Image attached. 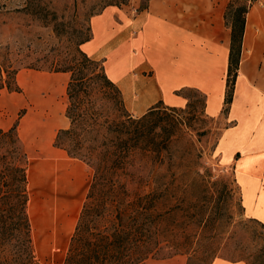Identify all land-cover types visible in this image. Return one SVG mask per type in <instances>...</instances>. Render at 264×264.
Here are the masks:
<instances>
[{
  "label": "rangeland",
  "instance_id": "1",
  "mask_svg": "<svg viewBox=\"0 0 264 264\" xmlns=\"http://www.w3.org/2000/svg\"><path fill=\"white\" fill-rule=\"evenodd\" d=\"M145 1L0 0V67L18 70L17 91L0 90V129L15 127L29 158L27 212L40 264L63 263L93 174L87 165L53 147L57 131L68 120L65 89L70 75L49 70L68 66L85 53L99 61L107 75L105 60L82 44L92 39V18L109 6L133 16ZM233 4L247 5L248 0ZM90 42L94 49L99 43ZM182 94L188 99L182 108L171 111L157 105L161 111L167 109L160 121L165 131L156 138L162 149L132 159L125 178L129 199L155 193L157 212L163 216L157 241L161 246L179 244L183 251L167 259L210 264L217 257L247 256L263 243L258 235L263 228L246 217L233 170L221 165L216 144L225 115L209 118L202 96L187 90ZM60 203L71 225L58 244L50 241L46 224L52 217L49 210ZM72 205L75 213L70 219ZM208 249L216 254L208 256Z\"/></svg>",
  "mask_w": 264,
  "mask_h": 264
},
{
  "label": "trees",
  "instance_id": "2",
  "mask_svg": "<svg viewBox=\"0 0 264 264\" xmlns=\"http://www.w3.org/2000/svg\"><path fill=\"white\" fill-rule=\"evenodd\" d=\"M148 1L138 12L147 8ZM256 1L234 6L229 0L224 14L231 30L224 115L232 102L246 15ZM49 71L70 75L65 89L69 126L57 131L53 147L93 172L62 264H144L183 253L179 244L161 246L157 241L163 216L157 212L155 193L134 195L130 200L125 179L136 154L155 155L161 151L156 138L165 131L160 121L166 115L165 108L170 107L158 103L144 115L133 117L101 63L85 53L68 66ZM17 72L0 67V90L17 91ZM157 105L165 108L161 111ZM28 167L29 158L16 128L0 129V264H40L27 212ZM261 226L258 235L263 243L255 251L238 259H223L264 264V224ZM163 251L168 254L161 255ZM207 254L214 256L216 250L208 249Z\"/></svg>",
  "mask_w": 264,
  "mask_h": 264
},
{
  "label": "crops",
  "instance_id": "3",
  "mask_svg": "<svg viewBox=\"0 0 264 264\" xmlns=\"http://www.w3.org/2000/svg\"><path fill=\"white\" fill-rule=\"evenodd\" d=\"M228 3L149 0L147 8L133 16L109 6L91 20V40L99 42L97 47L91 48V40L84 47L105 60L106 74L133 117L158 103L182 108L188 102L182 94L187 90L204 98L206 116L218 118L224 108L230 50L231 30L224 20ZM224 121L216 144L221 165L233 170L246 217L264 224V0L254 2L246 15ZM65 123L61 129L69 126L68 120ZM177 259L154 263L186 264ZM213 264L245 263L216 258Z\"/></svg>",
  "mask_w": 264,
  "mask_h": 264
},
{
  "label": "bare ground",
  "instance_id": "4",
  "mask_svg": "<svg viewBox=\"0 0 264 264\" xmlns=\"http://www.w3.org/2000/svg\"><path fill=\"white\" fill-rule=\"evenodd\" d=\"M63 206H64L63 203H60L54 206L53 210H49V212H52V217H50L48 223L46 224V232L48 233V237L50 241H55L58 244L63 242L66 233L71 225L70 222L71 220L66 222V215L62 211ZM74 213H75V205H72V207L69 209V215H68L70 219L74 215Z\"/></svg>",
  "mask_w": 264,
  "mask_h": 264
}]
</instances>
